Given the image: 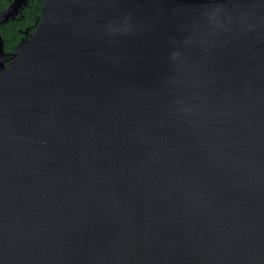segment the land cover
<instances>
[{
	"label": "water",
	"instance_id": "95a60500",
	"mask_svg": "<svg viewBox=\"0 0 264 264\" xmlns=\"http://www.w3.org/2000/svg\"><path fill=\"white\" fill-rule=\"evenodd\" d=\"M40 10L0 35V264H264V0Z\"/></svg>",
	"mask_w": 264,
	"mask_h": 264
},
{
	"label": "trees",
	"instance_id": "16d2710c",
	"mask_svg": "<svg viewBox=\"0 0 264 264\" xmlns=\"http://www.w3.org/2000/svg\"><path fill=\"white\" fill-rule=\"evenodd\" d=\"M10 1L0 0V11L6 8ZM42 3L43 0H29L19 14L0 25L4 51H11L21 38L33 31L40 19Z\"/></svg>",
	"mask_w": 264,
	"mask_h": 264
}]
</instances>
